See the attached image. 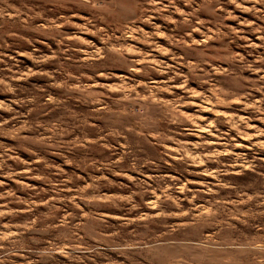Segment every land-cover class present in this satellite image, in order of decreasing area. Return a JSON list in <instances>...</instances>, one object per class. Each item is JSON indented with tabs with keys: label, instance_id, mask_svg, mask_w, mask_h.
Masks as SVG:
<instances>
[{
	"label": "rangeland",
	"instance_id": "374dc122",
	"mask_svg": "<svg viewBox=\"0 0 264 264\" xmlns=\"http://www.w3.org/2000/svg\"><path fill=\"white\" fill-rule=\"evenodd\" d=\"M0 264H264V0H0Z\"/></svg>",
	"mask_w": 264,
	"mask_h": 264
}]
</instances>
